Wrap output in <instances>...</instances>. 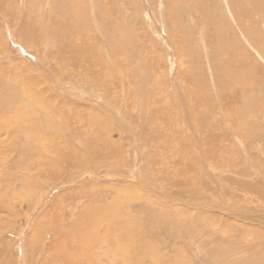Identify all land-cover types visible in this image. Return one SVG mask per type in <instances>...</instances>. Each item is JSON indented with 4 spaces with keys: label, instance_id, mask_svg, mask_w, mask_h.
<instances>
[{
    "label": "rangeland",
    "instance_id": "1",
    "mask_svg": "<svg viewBox=\"0 0 264 264\" xmlns=\"http://www.w3.org/2000/svg\"><path fill=\"white\" fill-rule=\"evenodd\" d=\"M91 1L0 0V119L38 126L0 167V264H264V0ZM57 6L93 65L25 44ZM213 55L239 63L229 84Z\"/></svg>",
    "mask_w": 264,
    "mask_h": 264
},
{
    "label": "bare ground",
    "instance_id": "2",
    "mask_svg": "<svg viewBox=\"0 0 264 264\" xmlns=\"http://www.w3.org/2000/svg\"><path fill=\"white\" fill-rule=\"evenodd\" d=\"M79 1V0H78ZM91 1V0H90ZM167 1V0H166ZM174 1V3H179L180 5H183V6H190V3L192 2V1H195V0H183V1H180V0H173ZM240 2H237L236 4L238 5V6H241V7H243L242 6V1L241 0H239ZM249 1H251V0H249ZM253 1V7H251V8H255V9H258L260 6H258L261 2H263L262 0H252ZM72 2V1H71ZM92 2V1H91ZM90 2V3H91ZM196 2V1H195ZM81 3V2H80ZM98 3V2H97ZM172 3V2H171ZM68 5V4H67ZM165 5V4H164ZM94 6V5H93ZM173 6V5H172ZM245 6H250V4H245ZM68 7V6H67ZM92 7V6H91ZM96 7V6H95ZM171 8V10H172V16H171V19H172V22L174 23V26L176 27L175 29H176V32H180V30H181V28H180V21H179V18H178V15H176V11L178 10H175L176 9V7H174V8H172V7H170ZM187 8V7H186ZM189 8V7H188ZM93 9V8H92ZM90 10V9H89ZM239 10H241V9H239ZM74 11V10H73ZM72 11V12H73ZM78 11V10H77ZM76 11V12H77ZM94 11V10H93ZM92 11V12H93ZM187 11V10H186ZM70 12V11H69ZM52 13V15H56L57 16V20H55L54 18H52V15H49V16H47L46 18H43V19H40V18H37V19H35V20H32V19H30L29 21H27V23H25V27H23V31L21 32V36H22V38H23V40L25 41V44H27V43H29V44H32V46L33 45H35L36 47H37V52L38 51H40L41 53H43L44 54V56L45 55H48V53H52L53 54V56H54V58L55 59H57L58 61H59V63H62L61 62V60L63 59V55H62V52L64 51V50H69V52H70V58H69V60H70V62L72 63H68L69 65H70V67H68V68H74L77 64H74V62L72 61V59H74V58H79L80 57V59H84L87 63L89 62V61H92V59H94V58H92V57H97V55L94 53V51L92 50L93 49V45L91 44L92 42H88V40L86 39V40H84V39H82L81 37V39L80 40H83L84 42H80L81 44H84V46H77L76 48H73V47H69V46H72V44L71 45H67V43H66V41L68 40V36H67V31L68 30H70V32H72L73 30H75V29H77L78 27H75L74 25H71L67 20H69L68 19V17H67V14H66V11H65V9H63V6H57V7H55L54 8V10L53 11H51L50 12V14ZM74 13V12H73ZM88 13V12H87ZM104 13H106V12H104ZM144 13H146V12H144ZM76 14V13H75ZM94 14V16H95V13H93ZM181 15V14H180ZM237 15L239 16V18H240V16L242 17L241 19H243L244 21H248V18H250V12H249V10L248 11H243V12H241V11H237ZM70 17V16H69ZM84 17V16H83ZM87 17V16H86ZM103 18V17H102ZM212 19V18H211ZM240 19V20H241ZM77 20V19H76ZM88 20V19H87ZM92 20V19H91ZM119 20V19H118ZM96 23V22H95ZM245 23V22H244ZM103 25L102 26H104V23H102ZM219 24H221V23H219ZM97 25V24H96ZM92 26H94V25H92ZM101 26V28H103ZM130 26V25H129ZM90 27V26H89ZM244 27V26H243ZM80 28V27H79ZM91 28V27H90ZM98 28V27H97ZM97 28H95V29H97ZM256 28V27H255ZM78 30V29H77ZM94 30V29H93ZM96 31V30H95ZM227 31H228V28H227ZM248 31H249V33H250V29H248ZM74 32H76L75 34H78L79 33V30L78 31H73L72 33L74 34ZM94 32V31H93ZM97 32V31H96ZM99 32H102V30H99ZM114 34H116L115 32H113ZM130 35H131V33H130V29H129V32H128ZM255 33H257V32H255ZM113 34V35H114ZM180 34V33H179ZM258 35H259V33H258ZM73 36V35H72ZM76 36V35H75ZM75 36H74V38H75ZM119 36V35H118ZM260 36V35H259ZM73 38V39H74ZM76 38H78L77 36H76ZM204 38V37H203ZM41 41V42H39V40ZM71 39V38H70ZM79 39V38H78ZM43 40H45V41H43ZM204 40V39H203ZM248 40V39H247ZM256 40V39H255ZM73 41L74 40H72V43H73ZM213 42V43H215V42H217V39L215 40V39H211V38H209L208 40H206V41H204L205 43L206 42ZM257 41V40H256ZM256 41H254L255 43H256V45H258V42H256ZM42 42L44 43L45 42V44H47L45 47H43V45H41L42 44ZM211 42V43H212ZM251 42V41H250ZM76 43V42H75ZM68 44H69V42H68ZM217 44V43H216ZM28 45V44H27ZM29 46V45H28ZM213 46V45H212ZM47 47L49 48L48 50H47ZM35 48V47H34ZM67 48H69V49H67ZM98 50V49H97ZM188 51H190V48L188 49ZM191 51H193V49L191 50ZM114 53H118L117 51L116 52H114ZM119 54V53H118ZM121 54V53H120ZM61 55V56H60ZM122 55V54H121ZM215 55H217V54H215ZM98 58V57H97ZM219 57L218 56H214L213 55V60H214V62H212V63H215V65L213 66L214 67V72L213 73H211L212 74V76L214 75H217L218 76V74H219V72H220V74L222 75V76H218V77H220V79H221V83H223V84H225V85H227V84H229V82L231 81V79L235 76V75H237L238 73H239V67L237 66V64H239V63H237V62H235L234 61V64L233 63H231L228 59H225V60H223V59H221V60H223L222 61V63H219L218 62V59ZM210 59H211V56H210ZM75 60V59H74ZM87 60H89V61H87ZM64 61V60H63ZM66 61V60H65ZM95 61V60H94ZM93 61V62H94ZM220 61V60H219ZM66 62H68V61H66ZM80 62V61H79ZM93 62H89V63H93ZM103 62V61H102ZM96 64V63H95ZM99 64V63H98ZM220 64V65H219ZM93 65V64H92ZM100 65V64H99ZM60 67H61V64H60ZM80 67V69H81V66H79ZM87 67V66H86ZM210 69H211V67H210ZM67 72V71H66ZM212 72V71H211ZM85 73V72H84ZM83 74V73H82ZM90 76H91V72H90ZM93 76V75H92ZM74 77V76H73ZM72 77V78H73ZM240 77H241V79L242 80H245L246 81V75H240ZM69 78V77H68ZM105 79V78H104ZM144 79V78H143ZM74 80V79H73ZM200 84V83H199ZM77 85V84H76ZM104 85V84H103ZM197 88V87H196ZM195 88V89H196ZM222 88L223 89H225V86H222ZM194 90V89H193ZM198 90V89H197ZM113 93V92H112ZM104 95H106V94H104ZM110 95V94H109ZM200 95V94H199ZM113 96V95H112ZM28 97L29 98H26L27 100L25 101V100H21V106H19V108L20 109H18L17 108V110H20V112L21 113H23V109H29V108H31L32 109V107H35V105H38L37 103L39 102V100H37V98H35L34 97V95L31 93V92H29V94H28ZM202 98H204V97H202ZM41 99V98H40ZM6 100V99H5ZM44 100V99H43ZM44 101H46V100H44ZM48 101V100H47ZM34 105H33V104ZM49 103V102H48ZM8 105V104H7ZM6 105V106H7ZM47 105V104H46ZM50 109V111H51V107L49 108ZM39 110V109H38ZM47 110V109H46ZM8 111V107H3L2 108V110H0V113H2V114H4V113H6ZM50 111H49V113H50ZM4 112V113H3ZM14 114L15 115H17L18 113H17V111L15 110V112H14ZM5 115V114H4ZM51 115V114H50ZM40 116V115H39ZM27 117H29V116H27ZM10 117H6L5 118V120L4 119H0V167H8V155L10 154V152H9V150H8V140H10L9 138H13V140H14V138L15 137H18V136H22V134H24V135H26V134H28L26 137H28L29 138V140L32 138L31 136H34V135H37L38 134V129H37V127L38 126H34L32 129H28L27 127V129H23V127H22V124L20 123V124H18V125H14L13 126V124L11 123V120L9 119ZM26 118V117H25ZM52 118H53V116H52ZM27 120H28V118H27ZM28 122V121H27ZM60 122V121H59ZM26 123V122H25ZM26 124H28V123H26ZM28 127H30V126H28ZM26 132V133H25ZM17 139V138H16ZM69 141H67V145L66 146H69V147H71L72 145L71 144H69L68 143ZM87 143V142H86ZM90 145V144H89ZM38 146V145H37ZM91 147V146H90ZM69 150H71V148L69 149ZM53 151V154L50 156V157H40V156H38V158H37V162H40V161H42V164L45 166H47V167H52V169L53 168H55L56 167V165H57V163H56V161H55V155H56V152H55V150H52ZM83 155V153H80L78 150H75V147L73 148L72 147V150L70 151V153L67 155V161L69 160L70 162H71V159H73V161H76V162H78L79 163V166H81L82 164L84 165V157L82 156ZM85 156V155H84ZM86 159V158H85ZM64 160H66V159H64ZM41 163V162H40ZM77 164V163H76ZM39 166V165H38ZM2 180V179H1ZM3 181V180H2ZM1 189V188H0ZM1 195V194H0ZM5 205V204H4ZM130 226V225H129ZM137 230H138V228H136ZM75 230H77V229H75ZM129 230V232H130V229H128ZM74 233V232H73ZM122 233V232H121ZM123 234V233H122ZM128 234V233H127ZM65 246L67 245V244H64ZM61 246L60 248H64L65 249V246ZM67 248V247H66ZM69 248V247H68ZM137 249H139V248H137ZM72 253H73V251H72ZM81 253V252H80ZM66 255L67 256H62L63 258H60L59 259V261H60V264H61V261H62V264L64 263V262H66V263H68V264H76V263H70V262H68L69 261V257H71L70 256V254H68V253H66ZM86 255V257H84V258H82L81 259V262L83 263V264H86V263H91L90 261H89V254H85ZM74 256V255H73ZM52 258V257H51ZM71 258H73V259H75L74 257H71ZM54 260V259H53ZM51 263V262H50ZM49 263V264H50ZM55 263V262H54ZM78 263H80V261H78ZM53 264V263H52Z\"/></svg>",
    "mask_w": 264,
    "mask_h": 264
}]
</instances>
